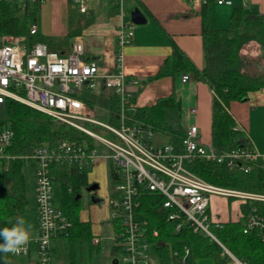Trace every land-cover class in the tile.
Listing matches in <instances>:
<instances>
[{
	"label": "built area",
	"instance_id": "built-area-1",
	"mask_svg": "<svg viewBox=\"0 0 264 264\" xmlns=\"http://www.w3.org/2000/svg\"><path fill=\"white\" fill-rule=\"evenodd\" d=\"M21 10L25 0H18ZM33 1V0H31ZM80 13L87 10V0H68ZM192 8L200 9L216 4H231L232 0H184ZM36 22L29 25L30 35L37 33ZM133 23L121 21L116 30L114 67L100 72L98 64L84 58V45L76 36L67 52L51 49L44 41L28 42L26 35H0V106L7 99L21 102L37 109L58 123L67 124L85 133L91 143L62 139L56 143L35 146L29 153L18 155L11 151L13 130L4 118H0V165L23 158L33 168L36 229L30 233L26 246L10 256L24 257L28 264H51L52 240L65 237L72 226L59 204L54 203L52 192V164L93 167L107 164V183L100 201L109 206L108 220L113 229L109 238L111 248L119 254L113 264H193L189 246L179 240L181 246L171 249L167 261H162L153 240L158 232L149 229L146 221L135 215L139 195L152 191L164 197L163 206L171 209L168 220L179 231L185 223L193 231H201L211 237L228 255L227 264H246L229 251L209 230L211 222L219 223L210 212L213 195L232 197L239 203L264 201V193L240 190L209 183L188 168L201 159L237 167L247 172L255 164L256 151L252 146L231 148L217 152L210 143H202L195 122L186 123L183 136L176 142L155 145L156 132L139 117L140 107L129 85L139 84L135 77H128L123 69V47L130 43ZM191 79V73L183 71L180 83ZM112 90L116 98L113 111L109 110V122L100 121L95 111L84 99L85 92L97 90V86ZM195 105L186 108V117L194 118ZM102 129L112 135L103 137L96 132ZM234 129L243 131L236 123ZM112 169V170H111ZM113 180L109 177V172ZM244 217L241 210L237 219ZM117 220L116 227L113 221ZM244 232L256 229L264 242V218L253 207L246 214ZM93 242H101L94 231Z\"/></svg>",
	"mask_w": 264,
	"mask_h": 264
},
{
	"label": "trees",
	"instance_id": "trees-1",
	"mask_svg": "<svg viewBox=\"0 0 264 264\" xmlns=\"http://www.w3.org/2000/svg\"><path fill=\"white\" fill-rule=\"evenodd\" d=\"M20 7L21 3L18 0H0V35H26L30 44L44 41L51 49L58 50L67 38L76 34L71 31L58 40L41 38L38 32L30 35L28 28L37 20L39 0H25L24 8L21 10ZM200 9L205 62L203 68H196L183 50L172 42L171 53L164 59L153 77L174 76L176 73L188 71L196 80L205 82L212 91L211 144L217 152L248 146L249 141L243 132L233 128L235 121L228 110V105L232 100H245L249 93L264 87V76L258 72L251 75L243 71L244 60L240 57L242 45L249 40L257 42L261 54L264 53V15L246 13L241 4H235L229 17V25L226 28L212 29L208 25V6ZM85 101L91 104L88 99ZM115 105L116 98L111 94L109 110L113 111ZM3 109L4 119L13 130L10 149L18 155L29 153L35 146L44 143L53 144L62 139L91 143V139L85 133L67 124L58 123L49 115L21 102L7 99L3 103ZM175 115L176 103L172 93L139 110V117L145 123L155 131L168 135L173 142L183 136L182 129L176 130L167 125L168 119L174 118ZM27 164L25 159L15 158L5 167L0 165V228L13 226L17 216L28 204L27 183L23 173V167ZM188 168L195 175L215 185L264 193V168L253 163L247 172L237 167L228 168L223 164L201 159L190 163ZM89 170L87 167L60 164H52L50 169L52 182L58 180L61 185L59 206L72 222L68 235L55 239V241L66 240L69 264H83L82 253L87 252L91 256L93 252L100 251V242H93L94 230L91 221L82 220L79 215V196L91 184L88 182ZM109 177L113 180L111 174ZM232 200L234 198L228 197L229 203ZM163 201L164 197L161 194L144 191L139 195V204L135 210V215L146 221L149 229L157 230L158 235L153 240L160 249L158 254L162 261L169 259L171 249L181 246L179 240H182L189 246L193 258L210 257L214 264H227L228 255L208 235L201 231H193L188 223L183 224L180 230L176 231L174 224L167 218L171 209L164 207ZM253 207L264 218V201H247L240 203L244 217L219 223L211 222L209 230L246 264H264V242L258 231L256 229L243 231L246 214ZM113 223L116 227L117 220ZM53 251L52 242L51 258ZM111 251L116 252L114 248ZM9 257V253H0V264H10ZM223 258L224 263L221 262Z\"/></svg>",
	"mask_w": 264,
	"mask_h": 264
},
{
	"label": "crops",
	"instance_id": "crops-1",
	"mask_svg": "<svg viewBox=\"0 0 264 264\" xmlns=\"http://www.w3.org/2000/svg\"><path fill=\"white\" fill-rule=\"evenodd\" d=\"M235 4H241L246 13L264 15V0H232L231 4L211 2L208 6L209 27L212 29L226 28ZM87 5V10L80 13L68 0H39L36 20L39 37L58 40L65 37L68 32L74 31L76 34L67 38L57 51L67 52L72 39L78 36L83 41L84 58L95 61L100 72L110 71L114 67L116 30L121 21L133 23L130 20V12L138 8L145 17V22L137 26L133 23L131 41L123 47L124 72L128 77H135L139 80V84L129 85V90L140 108H147L159 98L172 93L176 103V115L168 119L167 125L171 127L170 123H172L175 126L173 129L179 130L183 129L186 123L195 122L201 132L200 140L204 139L206 143H210L211 137L208 141L207 123L205 122L208 109L210 118L212 96L208 85L196 80L193 74L189 81L182 84L179 81L181 72L174 76L153 77L164 59L171 53L172 42L183 50L196 68H203L205 62L201 38V9L192 8L184 0H87ZM250 42L252 40L245 42L241 49L249 46ZM258 49L260 51V47ZM97 88L88 93L105 100L108 106L112 90L104 88L101 84ZM192 104L196 106V115L194 118H187L186 108ZM228 110L256 151L255 164L264 168V87L249 93L245 100L230 101ZM100 164L101 162L92 168ZM90 172L92 171L88 172V182L97 183L98 187L95 191L88 193L84 190L83 193L90 199L91 197L99 198L98 196L102 195L101 185ZM223 198L226 199L229 207L234 204L236 209L233 217H230V212H225V217L219 220H236L237 212L240 210L239 201L232 200L229 203L228 198ZM93 202L98 206L101 205V208L106 211L105 215H99L100 223L108 222L109 206L100 200ZM214 211L215 214H220L219 211ZM79 215L82 220H88L83 214ZM212 215H214L213 212ZM93 224L91 222L94 230Z\"/></svg>",
	"mask_w": 264,
	"mask_h": 264
},
{
	"label": "rangeland",
	"instance_id": "rangeland-1",
	"mask_svg": "<svg viewBox=\"0 0 264 264\" xmlns=\"http://www.w3.org/2000/svg\"><path fill=\"white\" fill-rule=\"evenodd\" d=\"M132 8H134L132 6ZM134 26H137L135 24ZM44 34V33H43ZM45 35V34H44ZM259 44L256 42H250L249 46H246L243 48V50H240V57L244 60V66L242 67V70L245 71L247 74H256L257 72L259 74H262L264 76V56L261 54V50L259 51ZM261 72V73H260ZM209 94V91H208ZM210 95V94H209ZM84 98L89 99L92 101L91 107L95 111V117L99 119L100 121L109 122V111L108 106L105 100H102L100 98H97L95 96H92L91 93L85 92ZM210 99V98H209ZM210 104V103H209ZM208 116L205 122L207 123V140H210V118H209V109L207 110ZM0 118H4V109L2 106H0ZM171 128H174V124L170 123ZM96 132L100 134L103 137L112 138V135L108 132H105L102 129L97 128ZM201 133V132H200ZM154 144L160 145L163 143H169L171 140L168 135L164 134L161 131H156L153 136ZM207 141L203 139L202 143L206 144ZM107 164L101 163L98 167L89 169L92 171V175L94 178L100 183L101 185V194L103 195L105 192V185L107 183ZM23 173L25 177V181L27 183V198H28V204L25 207L24 211L19 214L16 218V221L20 218H23L27 223H30L32 225L30 229V233H33L35 231V223H36V213L34 211V204H35V195H34V179H33V168L31 164H27L23 167ZM52 192H53V199L54 203L59 204V199L61 196V185L58 180L53 181L52 186ZM215 197L210 198L211 202L209 204V208H211V215L212 212L214 215L212 217L215 218V220H219L225 217V212H230V217H233V212L235 211V205L232 204L230 207L227 204V201L223 196L220 195H213ZM90 200V201H89ZM219 211L215 214V211ZM106 211L101 208V205L98 206L97 203H94L86 194H82V197L80 198V205H79V214H83L84 217H86L88 220H90L92 223H94V231L99 233L101 236V242H100V251L98 253L93 252L91 256L88 255L87 252L82 253L83 257V264H112V260L114 258H119V254L116 252L111 251V244L112 240L109 238V236L112 235L113 229L111 227V224L108 222H101L99 220V215L103 216L105 215ZM15 221V223H16ZM14 223V224H15ZM104 223V225H102ZM98 225V226H97ZM98 227V228H97ZM54 251L51 258V264H69V258L67 254L68 246H65L66 240H52ZM77 256V255H76ZM193 264H214V261L210 257H196L193 258ZM10 264H28L27 258L24 257H9ZM222 263L225 262V259L223 258L221 260Z\"/></svg>",
	"mask_w": 264,
	"mask_h": 264
},
{
	"label": "clouds",
	"instance_id": "clouds-1",
	"mask_svg": "<svg viewBox=\"0 0 264 264\" xmlns=\"http://www.w3.org/2000/svg\"><path fill=\"white\" fill-rule=\"evenodd\" d=\"M32 225L20 218L10 228H0V253H15L27 245Z\"/></svg>",
	"mask_w": 264,
	"mask_h": 264
},
{
	"label": "water",
	"instance_id": "water-1",
	"mask_svg": "<svg viewBox=\"0 0 264 264\" xmlns=\"http://www.w3.org/2000/svg\"><path fill=\"white\" fill-rule=\"evenodd\" d=\"M130 20L135 24H141L145 22V17L142 15V13L139 11L138 8H134L130 12ZM97 187H98L97 183H92L86 188V191H95ZM91 200L99 201L100 199L91 197Z\"/></svg>",
	"mask_w": 264,
	"mask_h": 264
},
{
	"label": "flooded vegetation",
	"instance_id": "flooded-vegetation-1",
	"mask_svg": "<svg viewBox=\"0 0 264 264\" xmlns=\"http://www.w3.org/2000/svg\"><path fill=\"white\" fill-rule=\"evenodd\" d=\"M91 192V191H88V193Z\"/></svg>",
	"mask_w": 264,
	"mask_h": 264
}]
</instances>
